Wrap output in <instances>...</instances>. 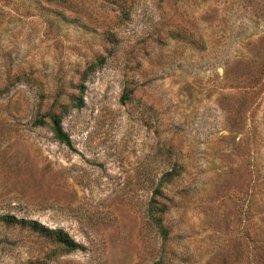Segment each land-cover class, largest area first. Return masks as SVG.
Listing matches in <instances>:
<instances>
[{
	"label": "rangeland",
	"instance_id": "obj_1",
	"mask_svg": "<svg viewBox=\"0 0 264 264\" xmlns=\"http://www.w3.org/2000/svg\"><path fill=\"white\" fill-rule=\"evenodd\" d=\"M64 1L0 0V217L84 250L0 264H264V0Z\"/></svg>",
	"mask_w": 264,
	"mask_h": 264
},
{
	"label": "trees",
	"instance_id": "obj_2",
	"mask_svg": "<svg viewBox=\"0 0 264 264\" xmlns=\"http://www.w3.org/2000/svg\"><path fill=\"white\" fill-rule=\"evenodd\" d=\"M45 1L50 3L53 0H45ZM57 1L59 2L61 1L62 3H65L64 0H57ZM109 3L120 8L122 10V15L124 17L129 15V7L126 5V0H112V1L110 0ZM98 63L101 64L102 60L99 61ZM93 68H95L94 65L93 67H90V70H92ZM37 123L39 125L44 124L43 120H39V122ZM52 131L55 136V139L58 142L68 147H71L70 138L62 128L61 118L58 117L52 118ZM162 183L163 182H159V185L153 192V198L151 199L149 204L148 215L150 217L152 224L158 228L162 239L166 241L168 239V231L163 226V222H164L163 215L166 209H165V205L160 203V199L161 197H163L162 189L160 188V185ZM0 223H4L6 225H15V226H19L20 228L28 229L30 232L35 233L40 237L46 238L51 242L60 245L68 253L84 250V247L82 245L72 240L64 231L49 229L37 221L18 220L14 217L3 216L0 217Z\"/></svg>",
	"mask_w": 264,
	"mask_h": 264
}]
</instances>
